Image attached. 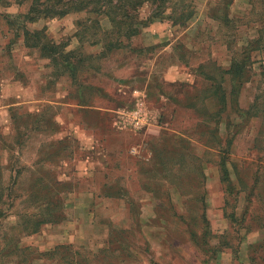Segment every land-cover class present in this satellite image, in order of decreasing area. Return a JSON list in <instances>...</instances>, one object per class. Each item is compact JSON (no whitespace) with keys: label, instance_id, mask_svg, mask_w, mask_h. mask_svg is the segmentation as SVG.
Here are the masks:
<instances>
[{"label":"rangeland","instance_id":"rangeland-1","mask_svg":"<svg viewBox=\"0 0 264 264\" xmlns=\"http://www.w3.org/2000/svg\"><path fill=\"white\" fill-rule=\"evenodd\" d=\"M68 1L0 0V104L49 107L0 119V264H264V0L145 3L156 26L131 37ZM138 100L152 125L135 132L120 112Z\"/></svg>","mask_w":264,"mask_h":264},{"label":"trees","instance_id":"trees-1","mask_svg":"<svg viewBox=\"0 0 264 264\" xmlns=\"http://www.w3.org/2000/svg\"><path fill=\"white\" fill-rule=\"evenodd\" d=\"M154 1L159 2L160 0H71L68 2H69V4H71L73 6L75 5L78 7L76 9V10H78L77 12H81V11H83V9L87 8L88 5L94 4L96 6V8L94 10H92L91 12L94 13L96 15V17H98V18L99 17H105L114 26L119 24V25H123V27H125V25H127V23L131 24V23L136 22L137 24H139L143 27H146L147 26L146 24L148 23L150 25V22L146 23L145 21H140L141 19H139V16H138L139 13L138 12L143 7V5L145 3H150V2H154ZM58 2L62 3L63 0H56V3H58ZM100 6H102L103 8L107 7V10L101 9ZM68 13H69L68 11H60L58 13H57V11H55L54 14L62 17V16L67 15ZM157 16H158V14L157 15L153 14L151 17H153V19H155V17H157ZM98 18L94 21V24L96 27L100 28V21ZM128 27H129V29H128L127 33L126 34L123 33L124 37H131L137 32V29H135V28L132 29L131 25H129ZM39 33H43V32H38V31L34 32V34H39ZM104 33H105V35H107L109 33V31H105ZM111 34L114 35V33H111ZM30 36H31L30 33L25 32L24 40L26 42V45H28L27 39ZM104 48L106 50V47H104ZM111 49H112V47L109 46V47H107L106 51H110ZM40 51L45 52V54H47L48 52L49 53H54V52L56 53L57 50L54 48V45H51L50 49H48L47 47H40ZM242 53L243 52H241L240 54H242ZM56 54H60L59 55L60 59L64 60L65 62H67V60L70 59L69 56H71L70 53H62L61 52V53H56ZM46 58L51 59V62H53V63L56 62L52 56H47ZM244 60L246 61L247 59L246 58L243 59L238 64H232V66L229 70L230 75H232V77H233V80H236L237 82L239 81V83H238L239 88L243 84L239 79L243 73V69H244V65H245ZM258 102H259L258 100L255 101L249 110L257 109ZM169 139H171V138H169ZM40 224H41V221H38V223H36L37 226Z\"/></svg>","mask_w":264,"mask_h":264},{"label":"crops","instance_id":"crops-1","mask_svg":"<svg viewBox=\"0 0 264 264\" xmlns=\"http://www.w3.org/2000/svg\"><path fill=\"white\" fill-rule=\"evenodd\" d=\"M234 2L235 1L233 0L229 5V11H230V7L232 8L234 6ZM150 26L152 27L156 26L155 22H153V24H151ZM151 40L153 41V37H151ZM7 96L10 97L11 94L7 93ZM65 97H70V96L68 95V93L61 94L62 99ZM0 98H5V95H1ZM27 99L28 100L21 102H7L0 104V119H24L25 117H30L34 119L37 116L39 117L41 112L43 114V116L40 115L41 118L43 119L48 118L47 112L49 107L43 105L40 108V105H37V103L39 104H43L45 102L48 103L47 101L44 100L39 101V99H34L32 97H27ZM71 99L73 98L71 97ZM23 103L25 106L21 107L20 105ZM64 103L65 102L60 101V103L57 104L63 107L64 105H66ZM69 106L75 107L76 109H80V107L87 110L95 109L98 111V114H102L105 111L104 109L95 106H86L83 104L81 105L79 103V100L77 101L74 100V104ZM52 119L55 120L54 121L55 127L62 129L60 133L63 132L64 126L66 125V127L70 129V133L73 134L75 139L78 140L79 142L81 141V143L85 146V149L89 150L90 148L91 149L93 148V146L91 145L92 136L90 135L89 132L86 131L85 128V124L88 125V123H86L84 119H80L79 115H76L75 112L71 114L65 112L64 109H61L60 112L58 113L56 112L52 114ZM100 121L104 125H106L107 123V119H100ZM60 139H57V141L55 142L59 143V141H61Z\"/></svg>","mask_w":264,"mask_h":264},{"label":"built area","instance_id":"built-area-1","mask_svg":"<svg viewBox=\"0 0 264 264\" xmlns=\"http://www.w3.org/2000/svg\"><path fill=\"white\" fill-rule=\"evenodd\" d=\"M140 100L136 102L135 108L130 111L120 112V126L130 127L133 131L138 132L142 129H148L152 125V120H150V114L142 108Z\"/></svg>","mask_w":264,"mask_h":264}]
</instances>
